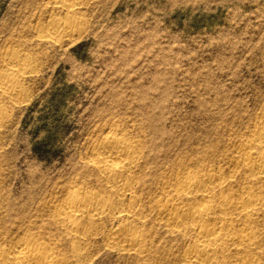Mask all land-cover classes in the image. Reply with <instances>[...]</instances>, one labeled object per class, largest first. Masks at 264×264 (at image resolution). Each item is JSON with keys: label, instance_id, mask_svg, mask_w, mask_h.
I'll list each match as a JSON object with an SVG mask.
<instances>
[{"label": "rangeland", "instance_id": "1", "mask_svg": "<svg viewBox=\"0 0 264 264\" xmlns=\"http://www.w3.org/2000/svg\"><path fill=\"white\" fill-rule=\"evenodd\" d=\"M57 3L0 0V74L20 82L15 96L0 91V251L26 234L51 264H186L197 240L158 208L192 204L172 193L189 174L208 200L230 204L220 259L264 264V174L246 166L264 150L251 144L264 127V0H81L78 33L51 41L50 21L70 15ZM13 55L21 64L10 73ZM106 135L139 144L137 211L86 217L84 235L69 232L53 214L72 190L119 199L89 161ZM121 225L142 235V250L108 243ZM251 233L253 244L241 240Z\"/></svg>", "mask_w": 264, "mask_h": 264}, {"label": "bare ground", "instance_id": "2", "mask_svg": "<svg viewBox=\"0 0 264 264\" xmlns=\"http://www.w3.org/2000/svg\"><path fill=\"white\" fill-rule=\"evenodd\" d=\"M58 3L59 6L61 5L63 8L67 9L70 15L64 20L58 19L50 21L49 27L43 32V37L51 41L71 38L79 31V21L76 23V20L73 18L74 13L72 10L77 5L81 4V0H58ZM20 64L21 61L19 56L13 55L9 57V72L11 73L14 69L20 67ZM0 91L7 96H15L20 91V82L17 81L16 78L11 77L9 73H2L0 74ZM251 144L263 146L264 148V127L259 129L257 136L252 139ZM138 145H136V143H130L125 138H118L110 135L104 136L93 148L89 161L96 170L104 176L107 183L110 184L109 187L119 191L117 192L119 194V199L117 198V201H111L99 194L82 192L80 188H76L72 190V192H69L67 197L62 200L59 209L53 214L54 219L62 223L64 228L69 232H81L84 235L86 232L85 226L88 224L83 218L87 217L90 220L94 216L104 215L110 210H116L118 214L120 213L121 215L128 216L135 213L138 205L136 206V202L131 198L134 192L132 182H134L133 179H135L132 173L135 168L133 170L132 168L140 155ZM246 166L250 169L253 168V166H257L263 176L264 150L262 149L257 156H252L248 153L246 157ZM205 181L210 182L213 186L218 182L211 174H207ZM211 192L212 191L209 186L207 187L206 183L196 180L192 175L186 174L181 177L178 186L173 189L172 193L175 197L182 195L183 199H185L184 201L192 202V204H176L174 200L172 202L169 198L171 202L166 201L158 208L160 213H166L167 225L171 229L183 233L191 232L195 236L197 244L195 243L196 245L190 246L183 255L186 264H226L225 260L220 259V254L222 255L224 252L222 242L226 239L227 235L222 232V226L220 227L217 225L218 223L221 225L225 223L223 222L222 215L224 213L226 214L224 211L226 206H230V204L226 200L213 202L208 200ZM127 195H129L131 201L127 209L123 210L121 208V200L126 198ZM216 200H218V198ZM247 203L251 206L256 203V200L253 197H249ZM243 208L246 207L243 205L242 209ZM95 218L96 217H94V219ZM130 228L124 225L118 226V228L108 236V243L117 247L119 246L123 248V250H139V248L142 250V235L134 232V229L131 230ZM33 236L25 234V236L15 239L9 249L1 250L0 264H51L53 262V258L50 255L51 253L49 254L47 249L40 245ZM255 236L256 235L253 233L242 234L241 240L253 244V242L256 241ZM78 252L77 248L76 254ZM251 257L249 255L243 257L240 264H252L253 257Z\"/></svg>", "mask_w": 264, "mask_h": 264}]
</instances>
